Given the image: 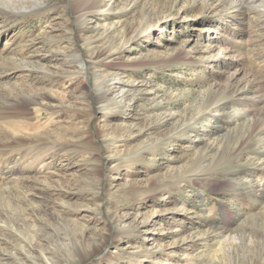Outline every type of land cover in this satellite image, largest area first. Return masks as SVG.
<instances>
[{
    "label": "rangeland",
    "instance_id": "374dc122",
    "mask_svg": "<svg viewBox=\"0 0 264 264\" xmlns=\"http://www.w3.org/2000/svg\"><path fill=\"white\" fill-rule=\"evenodd\" d=\"M88 1L0 0V264H264V0Z\"/></svg>",
    "mask_w": 264,
    "mask_h": 264
},
{
    "label": "bare ground",
    "instance_id": "6f19581e",
    "mask_svg": "<svg viewBox=\"0 0 264 264\" xmlns=\"http://www.w3.org/2000/svg\"><path fill=\"white\" fill-rule=\"evenodd\" d=\"M99 1L100 0H89L88 2L90 3L89 5H85L84 7H83V12L81 13V14H83V15H87V14H89V13H92V12H94V10H96V8L99 6L98 5V3H99ZM208 2L209 1H216V0H207ZM222 2L224 1V0H221ZM227 3V2H226ZM228 4V3H227ZM230 4V3H229ZM230 7H233V8H235L236 10H241L242 9V6H241V4L240 3H237V2H232L231 4H230ZM113 8V5L111 4L110 6H109V8H108V10L110 9H112ZM234 9V10H235ZM112 12V11H111ZM107 14V13H106ZM137 35H139V34H137ZM137 35H135V36H131L130 38H128L127 40H125V43H127V42H129L130 40H133ZM256 72V71H255ZM258 78V77H257ZM260 81V80H259ZM258 81V82H259ZM254 83V82H253ZM239 110L237 109L236 110V112H238ZM242 111V110H241ZM247 115V113L246 112H243L242 114H241V116H246ZM261 128V129H260ZM255 131L257 132V133H260L261 135L263 134L264 135V126H262V127H259L257 130H252V132L249 134L250 136H252L254 133H255ZM231 149H233V150H237V152H238V154L240 153V151H242L243 150V148L241 149V146L239 147L238 146V144L237 145H235V146H232L231 147ZM241 149V150H240ZM262 185H264V184H262ZM264 189V188H263ZM247 190H250V191H252L253 189H250L249 187H247ZM255 191V190H254ZM23 249V248H22ZM29 256V255H28ZM14 257V256H13ZM30 257V256H29ZM19 258V257H18ZM31 258V257H30ZM17 259V258H16ZM34 264H54V262H52L50 259H49V257H47L46 255H43L42 254V261L41 262H37V261H35V262H33ZM17 264V263H16Z\"/></svg>",
    "mask_w": 264,
    "mask_h": 264
}]
</instances>
